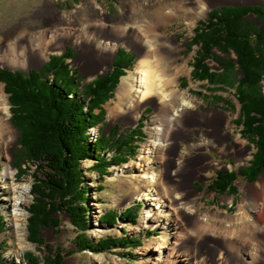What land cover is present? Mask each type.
<instances>
[{
	"label": "rangeland",
	"instance_id": "374dc122",
	"mask_svg": "<svg viewBox=\"0 0 264 264\" xmlns=\"http://www.w3.org/2000/svg\"><path fill=\"white\" fill-rule=\"evenodd\" d=\"M132 1L135 0H0V33L6 34L20 24H26L36 30L44 27L47 21L59 15H64L66 23H74L77 25V32L83 33L85 30H90L89 36L95 42L94 44L68 43L66 45L70 47L73 46L76 51V55L71 59H67V62L70 63L73 69H78V73L83 76L82 81L85 84L95 79L96 75H103L107 72L111 68L110 63L115 56L109 57L108 54L102 53L97 49L98 44L113 47L114 42L119 43L117 47L118 51L124 49L135 54L134 64L127 69V75L121 77V83H119L115 89L114 97L105 104L106 118L104 122L96 127H92L90 132L94 140H96L100 135L99 126H102V130L105 134H110L111 130L114 128H118L119 133H128L141 123L140 126L144 134L140 136V140L136 142V151L129 157V160L118 165H112L109 168V174L102 177L94 171L91 168L94 164L93 159L83 161L82 171L90 187L87 201L90 223L88 235L92 237L95 242H98L101 239L121 238L124 237L125 234H128L131 237L139 238L142 245L133 249V251H131V248H124L119 245L99 253L91 250L80 251L76 245L77 229L69 219V215L62 213L60 214L61 224L58 228L50 227L41 230V236L44 238L45 243L50 244L51 249L54 250L57 248L63 252L64 258L62 264H165V262H163L164 259L160 261L157 258L160 256L161 251H163L164 256L166 255L164 258L169 255L172 260L175 261L173 264H187L179 260L180 257H177V253L171 256V248L177 241L175 230L167 226L146 227L143 225L147 220L145 215L148 204L140 194L149 190V176L153 171L158 174L160 184L157 188L163 187L168 183L165 179H162L163 172L158 163L157 153L153 154L151 163L141 167L136 166L139 160H142V162L145 160L143 163H146L148 155L145 153V150H147L148 144L156 137L155 126L157 124L155 122V106L153 104H144L141 106L137 112V119L135 120L132 114L126 112L122 113L127 109L132 95L128 96L129 98H124V100L120 99L118 95V89L123 80L132 75V71L136 67L140 53L129 42H125L124 36L116 37L114 33L112 34L110 31L112 29L117 31L120 30L119 28L126 26L117 25V17H121L125 14L127 7H129ZM154 1L155 0H140V2L146 3L148 6H152ZM206 1L212 4L209 10L210 12L217 7L228 4V2L264 4V0ZM100 7L107 13H101ZM251 17L254 21L257 20L256 16H253L251 13H248L246 16L248 19ZM87 18L93 20L90 21L91 25H80L81 22ZM207 18V15L201 17L194 23L192 28L188 20L184 18L178 19L167 29V33L170 35L175 34L178 41L182 44L183 58H181V61L183 62L185 59L189 61L188 70L181 76L179 86L182 90H186L191 97L201 101L203 103V110L218 109L234 117V138L241 136V138L247 141L248 145L253 148L249 160L250 162L253 158V153L256 152V148L248 139L242 137L241 127L235 122L240 115V103L235 97V88L225 87L223 91L207 90V80H195L192 77L193 62L197 54L196 50L198 46L194 45L192 50H189L187 44L194 36L195 28L198 23ZM143 19L145 20L146 18ZM64 51L65 47L54 52H49L43 63H35L22 70L24 72H29L32 69H42L51 56L60 55ZM214 53L218 54L220 58H227V56H223L217 48L214 50ZM234 56L235 55L232 54L231 58ZM207 63L213 71L221 70L219 60L211 58L207 60ZM0 67L9 66L0 65ZM236 72H240V70H236ZM48 77L50 79L52 78L51 75H48ZM183 81H185V83ZM210 88H212V86H210ZM2 89L5 91V86L4 83L0 82V91ZM198 92H203L205 96ZM5 95L9 102V94L6 91ZM228 102H230V104H228ZM122 107H124V110L120 109ZM111 111H115V113L111 115ZM6 116L7 117L0 115V119H2L0 120L1 124L7 121L12 123L10 121L11 109L9 115ZM103 123H105V125H103ZM13 129L14 128H11V126L9 127L7 124L1 125L0 127V209L5 216L6 222L5 231L0 233V255L4 259H13L20 264L26 263L25 261L27 260L25 259V255L28 252H34L41 258L43 255L47 254V251L44 249V246L40 247L37 243H33L28 239V208L33 201L31 188L33 184V171L36 168V164L25 162L24 166L27 165L28 173L18 178L17 169L13 166L15 151L20 146L18 143V138L20 136L18 131L15 135L16 142L11 150L5 146L6 140L11 135V132L13 133ZM189 129L190 132L184 130L185 136H177L178 146L172 152V157L177 161L189 158V149L192 148L194 151V144H199L201 140L207 141V137L203 136V134H195L192 132V129H195L194 125L189 126ZM225 129L229 130L230 128L226 127ZM195 151L204 153L205 150L195 148ZM113 152L115 151L113 150ZM113 152L109 151L107 156L112 157ZM165 155L167 156V154ZM212 155L218 162H221L220 167L215 168L208 167L207 165H199L202 169L200 173L212 172L214 175L205 179L196 178L193 184L198 190L194 192V194L184 197V207L189 211V215L185 219H183V217L182 219L180 218L185 228H187L186 231H188L187 235L189 238L185 244H189V248L194 246L195 249L201 252L200 254L206 258L202 264H223L225 259L228 260L230 256L236 258V254L240 252V248H228L225 242L231 239L243 241L245 238L241 236L243 231L241 232L240 230L242 227L243 229H247V226L251 224V229H254H249V237L251 236L252 238L246 244H254V249L248 251L250 253L248 254V258L253 259L256 255L257 245L262 244L260 236L264 233V220L262 222L257 221V219L262 217V204L252 186L246 191L244 190L245 188L241 186L240 180L246 179L250 185H253L264 175V169H262L253 181H249L242 173H238L237 179L234 182L236 192L233 194L225 193L220 195L215 191V187L213 186V181L217 177V173L226 170L240 171L246 168L249 162L239 167V153L237 150H230L226 154L214 150L212 151ZM5 165L11 168L14 174L12 178L3 177L2 173L5 171ZM182 184L183 182L179 180V188L177 191L178 193L186 194L187 189L182 186ZM22 185L29 186V191L23 196L26 200L24 208L18 210L15 203L21 195L19 188ZM253 199H256L255 205L253 204ZM139 205L141 208L138 210L137 223L135 224L124 220H117L113 225L105 224L113 222V213L103 218V222L105 223L101 221V218L108 211L116 209L118 212H122L131 206L137 209ZM195 217L207 218V223H204L205 225L203 224V229L194 230L192 221ZM15 221H18L23 228H18ZM153 231L154 233H152ZM239 232H241V235H238ZM257 237H259V240ZM237 244H239V242ZM128 252H132L133 256L128 255Z\"/></svg>",
	"mask_w": 264,
	"mask_h": 264
},
{
	"label": "trees",
	"instance_id": "16d2710c",
	"mask_svg": "<svg viewBox=\"0 0 264 264\" xmlns=\"http://www.w3.org/2000/svg\"><path fill=\"white\" fill-rule=\"evenodd\" d=\"M248 13L257 20L246 18ZM187 45L189 50L198 46L193 79L207 80V90L235 88V97L241 106L235 122L241 127L242 137L257 149L249 166L242 169V175L253 181L264 169V7H217L207 19L198 23ZM216 48L227 58L215 54ZM232 54L235 55L233 58ZM75 55L76 51L69 47L66 52L51 56L40 71L14 72L0 67V82L5 84L11 103L10 121L21 132L20 146L13 161L18 178L28 173L25 162L36 164L31 188L33 201L28 208V239L47 251L41 258L28 252L26 263L20 264H62L63 252L51 249L41 236L43 228L60 226L62 213L69 215L77 229L76 245L80 251L99 253L117 245L133 251L142 245L139 238L128 234L98 242L88 235L90 187L82 171L83 161L93 159L91 168L94 171L102 177L109 174L112 165L129 160L136 151V142L144 134L141 123L128 133H119V129L114 128L110 134L104 133L96 140L90 132L92 127L104 122L105 104L114 97L121 77L134 64L135 54L120 49L114 68L85 86L78 69H73L67 62ZM211 58L219 60L220 71H213L208 65L207 60ZM235 58H238L237 63ZM198 93L205 96L203 92ZM110 146L116 149L112 158L106 152ZM237 176L235 170L218 172L213 181L215 191L220 195L235 193ZM139 208L140 205L137 209L131 206L123 212L113 209L101 221L113 213V222L103 223L113 225L117 220H124L135 224ZM5 228V216L0 209V233ZM128 255L133 256L132 252ZM0 264L19 263L0 255Z\"/></svg>",
	"mask_w": 264,
	"mask_h": 264
},
{
	"label": "bare ground",
	"instance_id": "6f19581e",
	"mask_svg": "<svg viewBox=\"0 0 264 264\" xmlns=\"http://www.w3.org/2000/svg\"><path fill=\"white\" fill-rule=\"evenodd\" d=\"M211 6L212 4L206 0H155L152 6L135 0L129 4L123 16L117 17V25L126 26L119 28L121 31L114 29L110 31L116 37L124 36L125 42H129L140 53L132 75L125 78L118 89L120 99L124 100L132 95L127 109L122 113L132 114L136 120L137 112L144 104H153L156 108V137L145 150L148 155L146 163H143L144 159L143 162L139 160L136 166L141 167L151 163L153 154L157 153L158 163L163 172L162 179H165L168 184L157 188L160 184L158 174L153 171L149 176L150 188L147 192L140 194L148 204L145 215L147 220L143 225L146 227L167 226L175 230L177 241L171 248V256L177 253V257H180L179 260L187 264H202L206 260L194 246L189 248V244H185L189 238L188 231L180 220V218L185 219L189 215V211L184 207V197L194 194L198 190L193 181L196 178L205 179L214 175L212 172L200 173L202 169L199 165L219 168L221 162L214 158L212 151L216 150L226 154L230 150H237L240 162L238 166L240 167L249 162L253 150L241 136L234 138L233 116L218 109L203 110V103L191 97L186 90H182L179 86L181 76L188 70L189 61L188 59L181 61L183 58L182 44L175 34H168L167 29L178 19L183 18L188 20L192 28L197 20L208 15ZM100 12L107 13L101 7ZM64 18V15L55 16L47 21L44 27L36 30L26 24H20L6 34L1 32L0 65L24 69L35 63H43L49 52L66 48L68 43H85V45L95 43L89 36L90 30H85L83 33L77 32V25L66 23ZM90 21L93 20L84 19L80 25L89 24L90 26ZM118 45L119 43L115 42L113 47L98 44L97 49L108 54L109 57H113ZM7 100L5 91L2 89L0 91V115L5 117L10 113V105ZM120 109L124 110V107ZM114 113L115 111H111L110 114ZM6 124L14 128L5 143V146L11 150L16 142L17 129L9 121L2 124L0 122V127ZM191 125L195 126L192 132L203 134L207 137V141L201 140L199 144H194V151L192 148L189 149V158L177 161L172 157L173 150L178 146L177 136H185L184 130L190 132L189 126ZM226 127L230 129L226 130ZM195 148L205 151L204 153L196 152ZM2 174L5 178H12L14 175L11 168L6 165ZM179 180L183 182L182 186L187 189L186 194L178 193ZM240 184L246 191L252 186L257 193L262 204V217L257 221L262 222L264 220V175L253 185H250L246 179L240 180ZM28 191L29 186H20L21 195L15 203L18 210L24 208L26 200L23 196ZM253 204H256V199H253ZM206 217L193 219L194 230L204 228V223H207ZM16 225L20 229L23 228L18 221ZM249 229H251V224L247 226V229L241 228L242 235L241 232L238 233L245 238L243 241L225 240V245L228 248H240V252L236 254V258H232L229 254L231 258L225 259L223 264H264V233L260 236L262 244L257 245L256 255L253 259L248 258V254H250L248 251L254 249V244H246L252 238L249 237ZM257 238L259 240V237ZM238 242L239 244H237ZM165 256L161 251L157 258L160 261L164 259L165 264L175 262L169 255L164 258Z\"/></svg>",
	"mask_w": 264,
	"mask_h": 264
},
{
	"label": "water",
	"instance_id": "95a60500",
	"mask_svg": "<svg viewBox=\"0 0 264 264\" xmlns=\"http://www.w3.org/2000/svg\"><path fill=\"white\" fill-rule=\"evenodd\" d=\"M225 5H232V6H243V5H252V6H257V5H259V6H262V7H264V4L263 3H235V2H228V4H225ZM208 16H209V14H208ZM67 49V47L65 48V50ZM116 55H117V53L115 54V57H116ZM236 62H238V58H236V60H235ZM114 66V61L112 60V62H111V67H113ZM6 70H10V71H17V70H19V71H22V72H24L22 69H12V68H9V67H4ZM40 70V69H39ZM108 72V71H107ZM107 72H105L104 74H106ZM103 74V75H104ZM243 74V73H242ZM97 77V75L95 76V78ZM117 88V87H116ZM115 88V89H116ZM13 125V124H12ZM14 126V125H13ZM15 127V126H14ZM16 129H17V127H15ZM17 131H18V134L19 135H21V132L17 129ZM13 152H14V150H13ZM240 173V172H239Z\"/></svg>",
	"mask_w": 264,
	"mask_h": 264
}]
</instances>
